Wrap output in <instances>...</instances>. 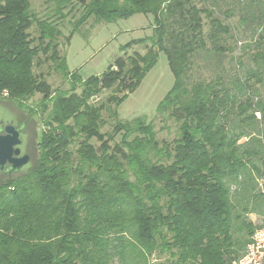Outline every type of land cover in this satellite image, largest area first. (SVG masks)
I'll use <instances>...</instances> for the list:
<instances>
[{
	"label": "trees",
	"instance_id": "trees-1",
	"mask_svg": "<svg viewBox=\"0 0 264 264\" xmlns=\"http://www.w3.org/2000/svg\"><path fill=\"white\" fill-rule=\"evenodd\" d=\"M202 1L45 0L38 15L32 0H0V100L41 123L30 167L1 176L0 264H230L264 228V52L252 68L231 56L228 77L187 82L196 53H233L235 12L264 31V0ZM138 13L152 16V35L121 51L141 43L144 54L87 78L69 70L65 24L74 32ZM159 52L173 87L152 119L121 120L118 106ZM37 94L38 116L24 104ZM155 121L173 136L159 138Z\"/></svg>",
	"mask_w": 264,
	"mask_h": 264
},
{
	"label": "rangeland",
	"instance_id": "rangeland-1",
	"mask_svg": "<svg viewBox=\"0 0 264 264\" xmlns=\"http://www.w3.org/2000/svg\"><path fill=\"white\" fill-rule=\"evenodd\" d=\"M198 1V0H195ZM203 1L199 0L198 4ZM220 10H225L229 7L227 4H220ZM32 8L38 15L46 13L48 10L45 0H32ZM238 12L229 21L234 26L233 38L230 39L235 50L232 54H225L221 58H216L210 52L200 51L193 57V67L189 72L188 83L195 80H211L215 74L222 73L226 77L231 74V69L235 64L231 56H241L243 61V70L252 68L254 63L250 57L256 52H264V31L261 28H256L255 25L247 23L246 25L238 24ZM205 29H207V21L205 20ZM153 18L151 15L141 13L134 14L128 18H120L113 22L93 23L92 19L82 24L80 28L72 32V26L67 23L64 25L62 32L66 37L61 45V52L64 54L69 70H77L83 78L92 75H99L104 72L107 67L112 64L119 56L132 54L134 51L140 54L145 53V46L141 43H131L125 51H121V47L126 43L143 37L152 35ZM236 27V30H235ZM262 35V38H261ZM241 42V46L249 44L246 51H242V47L236 43ZM234 40V41H233ZM236 43V45L234 44ZM47 72V66H42L36 69ZM46 74V73H45ZM47 81L53 88L67 89V82L63 81L60 75L50 72L45 76ZM174 77L170 70L167 57L164 52H159L156 64L147 72L141 81L140 85L130 93L118 106V117L121 120H130L134 117L145 115L148 119H152L156 114L157 105L160 100L173 87ZM40 96L37 94L33 98L24 102L25 105L37 109L38 116V100ZM17 103L11 100H0V121L10 122L16 127L21 128L24 124V115L27 117L26 109L17 107ZM104 117L109 123L107 113L104 112ZM158 130L159 138H171L165 130H161L162 123L155 121ZM36 122L32 117L27 120L26 129H22L21 138L23 140L22 151L31 153V160L35 159L33 150L32 138L35 135ZM110 127L107 125L102 130L107 131ZM242 139L241 141H244ZM30 162L22 168L26 170L31 165ZM22 170V171H23ZM2 173L0 172V181ZM261 180L258 181V183ZM249 218L254 223L260 222V217L255 214H249Z\"/></svg>",
	"mask_w": 264,
	"mask_h": 264
},
{
	"label": "water",
	"instance_id": "water-1",
	"mask_svg": "<svg viewBox=\"0 0 264 264\" xmlns=\"http://www.w3.org/2000/svg\"><path fill=\"white\" fill-rule=\"evenodd\" d=\"M23 127L24 124L19 128L12 123L4 124L3 121H0V171H4L5 174L17 173L30 161V153L21 154L19 146L22 143L20 130ZM40 132L41 129H36L32 138L36 153H38Z\"/></svg>",
	"mask_w": 264,
	"mask_h": 264
},
{
	"label": "built area",
	"instance_id": "built-area-1",
	"mask_svg": "<svg viewBox=\"0 0 264 264\" xmlns=\"http://www.w3.org/2000/svg\"><path fill=\"white\" fill-rule=\"evenodd\" d=\"M230 264H264V228L255 229L244 254Z\"/></svg>",
	"mask_w": 264,
	"mask_h": 264
},
{
	"label": "flooded vegetation",
	"instance_id": "flooded-vegetation-1",
	"mask_svg": "<svg viewBox=\"0 0 264 264\" xmlns=\"http://www.w3.org/2000/svg\"><path fill=\"white\" fill-rule=\"evenodd\" d=\"M26 114V113H25ZM27 115V114H26ZM34 119V121L36 122V127H35V131H36V129H41V123L39 122V120H38V118H33ZM27 117H25V115H24V119H23V122H24V127L23 128H25L26 129V127H27ZM6 123H10V122H4V124H6ZM21 135H22V129L20 130V138H21ZM22 139V138H21ZM22 145H23V140H22V143L19 145L20 146V148H21V154H24L25 152H23L22 151ZM33 150H35L34 149V147H33ZM30 153V152H29ZM30 155H31V153H30ZM30 160H31V158H30ZM30 162V161H29ZM27 165V164H26ZM25 165V166H26ZM24 166V167H25ZM24 167H22V168H24ZM2 174H5L4 173V171H0Z\"/></svg>",
	"mask_w": 264,
	"mask_h": 264
}]
</instances>
